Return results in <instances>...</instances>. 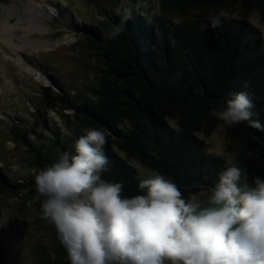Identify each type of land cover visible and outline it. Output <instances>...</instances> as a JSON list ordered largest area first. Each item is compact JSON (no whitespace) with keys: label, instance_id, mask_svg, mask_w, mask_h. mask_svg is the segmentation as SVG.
Returning a JSON list of instances; mask_svg holds the SVG:
<instances>
[{"label":"trees","instance_id":"16d2710c","mask_svg":"<svg viewBox=\"0 0 264 264\" xmlns=\"http://www.w3.org/2000/svg\"><path fill=\"white\" fill-rule=\"evenodd\" d=\"M158 3L160 15L148 23L139 14L151 11L150 0H121L104 8L99 24L82 29L87 48L99 62L95 82L80 95L65 91L56 77H52L56 90L42 88L51 108L68 111L59 112L62 132L45 116L41 132L47 136L35 133L36 140L12 123L11 140L31 156L34 176L18 181L0 170L1 193L23 192L40 210L43 197L37 193L35 174L64 152H72L75 140L88 129L105 133L108 142L103 150L109 164L102 178L122 183L125 196L139 194L138 182L143 179L131 161L171 179L185 198L211 192L229 166L208 152L200 134L209 135L220 123L233 164L251 171L249 183L264 177V166L257 165L264 157V43L248 20L251 12L264 8V0ZM169 17L180 22L170 23ZM240 91L252 98V120L259 128L248 121L229 127L210 115V109ZM51 238V252L39 256L38 264H69L54 227Z\"/></svg>","mask_w":264,"mask_h":264},{"label":"clouds","instance_id":"9594fccd","mask_svg":"<svg viewBox=\"0 0 264 264\" xmlns=\"http://www.w3.org/2000/svg\"><path fill=\"white\" fill-rule=\"evenodd\" d=\"M249 93L231 94L210 115L226 126L253 121ZM104 132L85 130L72 152L38 170L41 219L54 226L69 264H264V177L251 183L233 164L218 175L206 202L185 198L155 173L139 194L102 178L109 159ZM7 223L0 219V228Z\"/></svg>","mask_w":264,"mask_h":264},{"label":"rangeland","instance_id":"374dc122","mask_svg":"<svg viewBox=\"0 0 264 264\" xmlns=\"http://www.w3.org/2000/svg\"><path fill=\"white\" fill-rule=\"evenodd\" d=\"M31 1L44 9L36 13L27 8L29 2L25 0H0V28L5 17L14 26L11 37L19 46L10 47L0 40V170L18 181L33 177L34 169L30 164L31 156L11 140L9 128L12 123H18L28 131L31 139H38L35 133H40L39 138L46 137L47 132H41L45 116L55 121L61 132L64 131L59 112L68 111L59 106L51 108V100L42 88L56 90L52 82V77H56L71 95L89 91L95 82L99 62L87 48L81 31L87 24H99L105 15L104 8L121 0ZM150 2L151 11L139 14L146 23L160 15L158 0ZM221 15L231 17L236 13L221 12ZM168 19L170 23L180 22L179 18ZM248 20L260 31L264 43V8L251 12ZM29 24L30 31L26 34L23 26ZM17 117L22 121L18 122ZM169 122L174 123L172 119ZM200 137L204 138L208 152L219 155L228 166H232L234 154L226 151L222 123L209 135L200 134ZM131 163L142 178L154 174L135 161ZM257 165L264 166V157ZM245 172L247 175L243 179L249 183L251 171ZM209 194L202 190L195 195L206 202ZM38 208L23 192H0V219L7 220L0 228V264H38L39 256L50 254L54 226L41 219Z\"/></svg>","mask_w":264,"mask_h":264},{"label":"bare ground","instance_id":"6f19581e","mask_svg":"<svg viewBox=\"0 0 264 264\" xmlns=\"http://www.w3.org/2000/svg\"><path fill=\"white\" fill-rule=\"evenodd\" d=\"M25 1H27V2H29V4H28V7L27 8H29L31 11H34V12H40V11H42V9H44L43 7H37L31 0H25ZM47 9V8H46ZM45 9V10H46ZM2 16V15H1ZM8 18V17H7ZM29 19V18H28ZM27 19V20H28ZM30 20V19H29ZM32 21L34 20V19H31ZM30 20V21H31ZM29 21V22H30ZM31 23V22H30ZM35 23V22H34ZM36 24V23H35ZM37 25V24H36ZM38 26H39V24H38ZM14 28V26L13 25H11L8 21H7V19L4 17V19L3 20H1V28H0V40H2L4 43H6L8 46H10V47H15V48H19V46H17L16 44H14V42H13V40H12V34H11V31H12V29ZM21 28V27H20ZM23 28H24V32L27 34L30 30V24L29 25H27V26H23ZM25 36V35H24ZM24 38V37H23ZM26 38V37H25ZM28 38V37H27ZM28 40H29V38H28ZM47 47V46H46ZM14 49V48H13ZM39 77H40V75H39Z\"/></svg>","mask_w":264,"mask_h":264},{"label":"snow or ice","instance_id":"6c2138e0","mask_svg":"<svg viewBox=\"0 0 264 264\" xmlns=\"http://www.w3.org/2000/svg\"><path fill=\"white\" fill-rule=\"evenodd\" d=\"M58 12V10H56Z\"/></svg>","mask_w":264,"mask_h":264}]
</instances>
